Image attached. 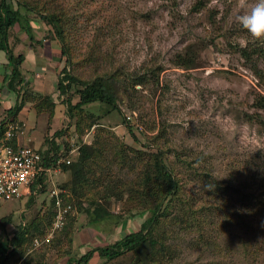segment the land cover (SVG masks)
<instances>
[{
    "label": "rangeland",
    "instance_id": "rangeland-1",
    "mask_svg": "<svg viewBox=\"0 0 264 264\" xmlns=\"http://www.w3.org/2000/svg\"><path fill=\"white\" fill-rule=\"evenodd\" d=\"M19 1L61 16L60 44L48 22L27 14L33 42L66 52L58 72L65 67L80 83L111 84L117 109L99 103L71 114L63 109L60 148L79 144L93 129L85 145L96 147L90 183L71 192V172L60 169L41 193L1 201L0 242L40 223L21 259L8 264H77L137 232L166 191L153 166L158 160L179 186L153 234L160 239L172 230V254L146 246L110 260L95 254L88 264H264V46L246 45L236 23L254 0ZM8 33L11 51L28 38L19 26ZM79 88L68 94L71 105ZM45 128L37 123L33 135L40 138ZM96 208L106 217L92 223ZM58 210L63 225L49 243L34 245Z\"/></svg>",
    "mask_w": 264,
    "mask_h": 264
},
{
    "label": "trees",
    "instance_id": "trees-1",
    "mask_svg": "<svg viewBox=\"0 0 264 264\" xmlns=\"http://www.w3.org/2000/svg\"><path fill=\"white\" fill-rule=\"evenodd\" d=\"M30 13L38 14L39 18L48 22L50 26L55 30L56 36L59 38L60 44L64 42L62 38V31L58 28L59 17L55 13L43 12L40 13L35 9L30 8L25 3L19 0H0V50L4 51L9 66V73L6 75L7 79H10V85H13L14 82L21 84L23 78L19 72V66L23 62L24 58L22 55L14 56L8 44V35L11 28L19 26L21 29L25 30L26 35L31 40V29L29 24L28 15ZM243 58H248V55L243 49L241 51ZM62 56L66 55L64 50L61 51ZM68 62V60H66ZM57 86L56 89L60 95H67V99L64 100L66 104L67 113L71 114L73 110H79L84 106L99 103L106 105L107 107L117 109L116 98L112 89V85L108 83H103L101 81H93L92 83H80L78 79L71 75L69 71L64 67L57 74ZM81 86V88L75 90V94L78 97L79 101L75 105H71V100L69 99L71 88H76ZM62 97V96H61ZM19 110V106H16L13 109V112ZM12 112V111H11ZM261 122V121H260ZM261 124V123H260ZM127 125V123H126ZM264 127V123L261 124ZM5 124H0V141L5 132ZM61 132H55L54 136L59 137ZM47 143L53 149L44 150V164L46 167L51 166L54 163L60 153L54 140H47ZM96 148V147H94ZM94 148L85 147L83 145L80 149L79 157L76 161H72L70 165H61V169L64 171L71 172L72 181L70 184L71 192L78 193L90 183L88 181V175L92 171L89 169V160L91 159L90 153H94ZM41 150V149H40ZM74 160V159H73ZM155 166L158 175H160L166 182V191L163 199L158 202L152 209H149L150 216L141 224L140 229L137 232L131 233L124 236L123 238L117 240L115 243L105 247H99L93 251L88 252L83 255L78 261L77 264H88L92 257L97 254L99 258L106 259H115L125 252H131L135 250L139 252L141 249H144L146 246L151 247V251L160 250L166 255L172 254V245L168 243V240L171 238L172 230L166 229L163 234H161L160 239H156L153 234L157 232V226L161 222L162 206L166 200L173 199L176 197L178 192V180L173 174V170L168 168L161 160L155 162ZM67 168V170L63 169ZM45 175L41 174L36 183L31 187V194L41 193L40 191L44 190L45 185ZM42 186V187H41ZM42 189V190H41ZM258 190V188H257ZM261 194L263 189L260 188ZM34 196L30 198L29 203L32 205L34 203ZM106 215V213H105ZM101 209L96 208L93 212L90 213V222L97 223L101 220H105V216ZM105 216V217H104ZM108 216V215H107ZM9 220V219H8ZM7 220V221H8ZM172 223V220L170 221ZM40 223H38L39 225ZM38 225H30V227H21L17 233L10 238L6 243L0 242V264H8L11 258L21 259L23 251L21 250L24 241L32 237L38 230ZM28 238V240H29ZM165 240V243L162 241ZM212 246V243H204L203 247ZM214 245V242H213ZM168 261H171V256H168ZM26 261V260H24ZM22 261V263H24ZM31 264V263H26Z\"/></svg>",
    "mask_w": 264,
    "mask_h": 264
},
{
    "label": "crops",
    "instance_id": "crops-1",
    "mask_svg": "<svg viewBox=\"0 0 264 264\" xmlns=\"http://www.w3.org/2000/svg\"><path fill=\"white\" fill-rule=\"evenodd\" d=\"M31 35L33 39L34 33ZM27 39H21V43L16 47L19 48L18 51L12 50L14 56L22 55L24 58L19 66L23 78L21 84H9L10 79L6 78L10 69L7 56L0 50V124L7 127L8 121H11L15 125L16 134L12 142L14 148L29 146L46 151L55 148L50 147L47 140H54L58 151H61L63 147L60 148V143L56 142L58 137L54 136V133L61 129L60 124L65 113L63 109H66V104L56 89L57 65L61 54L52 44H37L30 39L26 42ZM8 44L12 49L9 35ZM66 99L67 97L64 100ZM16 106H19V110L13 112ZM39 117L43 120L38 121ZM28 122L31 124L27 125ZM37 123L42 127L43 124L46 126L40 138L33 135ZM26 127L28 132L25 131Z\"/></svg>",
    "mask_w": 264,
    "mask_h": 264
},
{
    "label": "built area",
    "instance_id": "built-area-1",
    "mask_svg": "<svg viewBox=\"0 0 264 264\" xmlns=\"http://www.w3.org/2000/svg\"><path fill=\"white\" fill-rule=\"evenodd\" d=\"M93 131V129H92ZM92 131L83 136L79 144L72 143L63 147L57 160L51 166L44 164V151L29 146L14 148L12 142L15 138L16 127L8 121V125L0 142V202L22 200L31 194V187L41 174L45 175V183L53 172L61 169V165H70L80 154L83 145H90L88 138ZM58 209L59 202L56 203ZM58 210L53 227L42 240H34V245L49 243L54 233L63 225L64 216Z\"/></svg>",
    "mask_w": 264,
    "mask_h": 264
},
{
    "label": "clouds",
    "instance_id": "clouds-1",
    "mask_svg": "<svg viewBox=\"0 0 264 264\" xmlns=\"http://www.w3.org/2000/svg\"><path fill=\"white\" fill-rule=\"evenodd\" d=\"M236 23L248 37L244 41L246 45L264 46V0H254L246 12L236 17Z\"/></svg>",
    "mask_w": 264,
    "mask_h": 264
}]
</instances>
